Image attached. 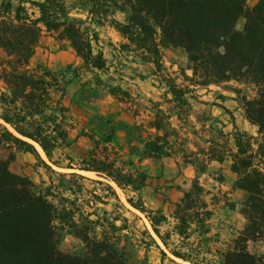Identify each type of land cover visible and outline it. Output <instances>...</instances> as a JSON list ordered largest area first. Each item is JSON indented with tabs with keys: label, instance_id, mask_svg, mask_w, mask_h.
<instances>
[{
	"label": "trees",
	"instance_id": "trees-1",
	"mask_svg": "<svg viewBox=\"0 0 264 264\" xmlns=\"http://www.w3.org/2000/svg\"><path fill=\"white\" fill-rule=\"evenodd\" d=\"M74 8H84L86 19L73 16ZM241 19L244 25L239 31L236 25ZM105 24L126 41L121 51L138 53L141 62L151 64L157 75L164 72L163 51L173 48L186 55L191 72L187 79L194 89L231 82L254 86L255 98H238L257 136L235 129V150L216 148L209 157L218 163L223 162L225 153L230 158V171L236 176L233 190L244 194L239 213L246 224L226 248H211L207 236L214 213L206 200L210 193L195 183L167 211L146 206L142 191L151 176L143 163L170 158V140L177 136L171 112L158 103H152L153 118L148 124L154 132L135 151V160L120 166L107 157L99 159L93 150L78 165L65 168L96 173L124 193L127 203L145 216L153 232L143 233L145 252L156 250L162 260L172 264H177L176 260L186 264H264V255L248 249L251 242L264 243V0L252 8L247 0H0V145L29 154L46 171H52L36 144L52 165L63 168L55 154H64L71 146L67 88L82 75H91L87 88L91 82L101 88L100 74L111 71L103 52L95 49L100 40L98 29ZM44 36L52 37L63 50L69 48L78 65L58 71L42 66L31 69L30 62ZM164 78L166 93L171 95L168 100L182 118L189 112V100H194L187 98L194 89L181 88L172 78ZM107 93L114 101L131 99L120 85L109 86ZM114 134L102 137L103 144H111ZM83 136L95 144V150L99 147L93 135ZM13 160H0V264H131L132 251L121 235L126 224L117 226L118 217L100 218L77 204L87 192L83 176L63 175L69 186L64 189L61 184L57 189L65 193H56V187L45 182L36 191L29 178L10 171ZM105 186L110 197L118 200L113 187ZM93 198L94 203L104 204L100 196ZM97 229L99 237L94 236ZM64 234L79 239L86 253L61 252Z\"/></svg>",
	"mask_w": 264,
	"mask_h": 264
},
{
	"label": "rangeland",
	"instance_id": "rangeland-1",
	"mask_svg": "<svg viewBox=\"0 0 264 264\" xmlns=\"http://www.w3.org/2000/svg\"><path fill=\"white\" fill-rule=\"evenodd\" d=\"M257 2L258 0H247V5L252 8ZM13 5L16 7L17 3L14 2ZM70 7L73 6L70 5ZM29 13H33L31 9H29ZM72 15L86 19V10L74 8ZM117 19L121 20L122 18L118 15ZM243 25L244 19L239 20L236 29L241 31ZM98 31L100 40L95 49L103 52L110 64L111 71L108 74H100L104 82L101 88H96L93 82L90 84L91 87L87 88V83L92 79L91 75L80 76L75 83L67 88L65 103L70 108L69 140L71 146L63 153L72 160H67L64 154L57 152L55 160L63 167L57 168L46 157H43L35 147L42 160L52 169V171H46L33 156L18 152L12 146L5 144L0 145V160L8 161L13 157L14 160L9 165L10 171L29 178L34 183L36 191L41 187L42 182H45L47 185L56 187V193H65L66 191L57 189L61 184H63L64 189L69 186L68 177L63 175L77 173L83 176L85 180L82 183L87 192L82 193L77 204L82 205L85 212L96 213L100 218L110 220L118 217L120 220L116 223L117 226L126 224L127 229L121 232V235L132 251L131 264H172L168 260H162L160 253L156 250L145 252L142 247V244L146 242L143 233L148 231L152 234L150 224L143 214L127 203L126 196L120 189L118 190L112 182L97 176L96 173L69 170L65 167L78 165L83 159L88 158L93 150L99 159L107 157L116 161L120 166L126 165L125 163L129 160H135V151L148 136L145 122L151 116L150 113H147L150 105L147 98L142 96L143 91L154 93V97L158 98L157 103L163 109L172 114L176 113L175 105L169 102L166 96V78L164 77L172 78L181 88L190 87L194 89L187 79L191 77V72L187 70V58L179 50L165 49L162 55L164 72L157 75L151 64L141 62L138 53L121 51L120 46L126 41L109 24H105ZM78 63L69 48L63 50L52 37L44 36L30 62V67L36 69V67L42 66L58 71L65 69L70 64L78 65ZM112 85H120L124 91L130 93L131 99L126 102L114 101L107 93V88ZM221 88L228 93L237 89L242 97L249 100L257 95L256 89L251 84L231 82L229 85L221 86ZM215 89V86H212L211 91H216ZM194 92H196L195 89L192 95H187V98L197 97ZM222 110L225 111L223 106ZM226 121L228 123L233 122V118H228ZM184 124L186 133H190L191 127L187 123ZM242 131L254 137L257 136L256 128L250 124H247L246 130ZM110 132H115L114 138L111 144L104 145L102 137ZM83 134L93 135L95 140L99 141V147L95 150V144ZM214 137L218 141L219 146L217 147L219 148L217 149L229 147L228 138L222 131L216 130ZM176 143L172 147L173 157L165 166L168 178H163L159 172L153 177L154 184L151 187H154L156 195H162L156 201H159L163 208L169 210L172 208V201L167 198L170 194L185 193V189H189L194 183L202 185L210 193L206 200L210 206H216L213 208V218L209 223L211 229L207 236L209 245L213 249H224L243 231L246 224L245 219L239 213L242 198L239 195L231 198L226 197L225 194H221L220 190L215 191L218 187L216 183L226 180L222 172L223 168L210 166L202 156L197 157L191 154L188 143H186L185 148L181 147L184 144L183 141H176ZM198 144L201 149L205 145L203 140H200ZM186 161L193 165V170L188 168L185 164ZM127 169L129 168L127 167ZM74 182L78 183L79 181L74 179ZM106 184L113 187L118 200L110 197L106 191ZM155 194L151 190L144 194V201L148 207L152 206L155 201ZM93 195L100 196L104 204L94 203ZM128 195L133 196L130 193ZM211 195L214 198L210 197ZM65 196L69 195L65 194ZM91 219L94 220L96 217L92 216ZM122 219L126 221L124 222ZM94 233V236L99 237L100 229L95 230ZM248 249L252 254L264 255L263 242H251ZM59 250L71 255H84L86 253V247L79 239L66 234L61 237ZM176 262L177 264H186L179 260Z\"/></svg>",
	"mask_w": 264,
	"mask_h": 264
},
{
	"label": "crops",
	"instance_id": "crops-1",
	"mask_svg": "<svg viewBox=\"0 0 264 264\" xmlns=\"http://www.w3.org/2000/svg\"><path fill=\"white\" fill-rule=\"evenodd\" d=\"M230 83H225L220 86H215L216 91H211L212 86L208 88H195L196 92L195 95L197 97L194 98V100L190 101V109L187 115L182 116V118H178L176 113H171L170 122L172 126L177 130V136L175 138H172L170 140L169 144V151L171 153V157L167 159H163L161 161H151L147 160L143 164L146 166L151 179L149 180L148 187H146L142 191V197L144 200V194L149 190L153 194H155L154 187H151L152 184H154L153 177L157 172L159 174L161 173L163 175V178L167 179V168L165 167L168 161L172 159V147L175 146L176 141L182 142L183 145H181L182 148L186 147V143L190 146V153L196 155L197 157L202 156L205 159V162L210 166H218L223 168V174L225 177V181L217 182L216 186L217 189L215 191H221V194H225L226 197H234L235 195L241 196L242 200H244V194L240 191L233 190V184L236 180V176L230 171V165L231 160L228 156H224V160L222 163H218L215 160H209V157L212 155L211 150L219 148L218 141L214 137V134L216 130L219 132H223L227 138L229 147L227 150L234 151L235 150V144L233 140V133L235 129L238 130H246V125L249 124L247 120L245 119L244 111L241 105V102L239 101V96L242 97L241 94H237L234 91L231 93H228L225 90H222L221 86L229 85ZM144 94V95H143ZM142 96H145L148 100V103L150 107H148L147 113H150L151 116L148 117V120L146 123V130L149 133H153L154 131L148 128L149 122L153 118V104L157 103L158 98L154 97V93H148L143 91ZM167 98L170 100L171 95L166 93ZM228 96V97H227ZM249 100V99H248ZM159 104V103H158ZM222 106L224 107L225 111L222 110ZM162 108V106H161ZM163 109V108H162ZM165 110V109H163ZM167 111V110H165ZM228 118H233V122L228 123L226 120ZM189 125L191 127V132L186 133V130L184 128L185 124ZM200 140H203L205 145L201 149L199 147ZM177 144V143H176ZM180 147V148H181ZM219 150V149H218ZM177 162L179 160H176ZM156 163V164H155ZM187 164L189 169H194L193 165L190 163ZM154 169H153V167ZM159 166V169L157 167ZM154 172V173H153ZM153 182V183H152ZM158 182V181H157ZM190 189V188H189ZM189 189H185L184 192L188 191ZM184 193L181 194H170L167 198H170L172 203L179 202L182 198ZM156 196L155 201L152 203V206L149 208L152 209H163L164 211H167L163 206L159 203L158 200L159 197L162 195L155 194ZM212 197V195L210 196ZM145 202V201H144ZM146 204V203H145ZM147 206V205H146ZM148 207V206H147ZM216 206L211 205L210 208L212 209L214 213V209Z\"/></svg>",
	"mask_w": 264,
	"mask_h": 264
},
{
	"label": "bare ground",
	"instance_id": "bare-ground-1",
	"mask_svg": "<svg viewBox=\"0 0 264 264\" xmlns=\"http://www.w3.org/2000/svg\"><path fill=\"white\" fill-rule=\"evenodd\" d=\"M35 146H36V148L38 149V151H39V153H41L42 154V156L43 157H45V155H44V153H43V151H42V149L38 146V145H36V144H34Z\"/></svg>",
	"mask_w": 264,
	"mask_h": 264
},
{
	"label": "water",
	"instance_id": "water-1",
	"mask_svg": "<svg viewBox=\"0 0 264 264\" xmlns=\"http://www.w3.org/2000/svg\"><path fill=\"white\" fill-rule=\"evenodd\" d=\"M152 231V230H151ZM153 233V232H152ZM154 235V234H153ZM161 244V243H160Z\"/></svg>",
	"mask_w": 264,
	"mask_h": 264
}]
</instances>
